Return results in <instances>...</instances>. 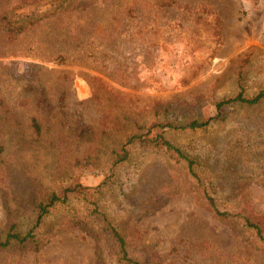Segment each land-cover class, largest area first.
Instances as JSON below:
<instances>
[{
    "label": "rangeland",
    "instance_id": "rangeland-1",
    "mask_svg": "<svg viewBox=\"0 0 264 264\" xmlns=\"http://www.w3.org/2000/svg\"><path fill=\"white\" fill-rule=\"evenodd\" d=\"M30 13L36 23L18 32L0 27V99L19 119L36 111L42 121L56 120L65 170L51 177L54 148L46 144L31 140L20 158L5 145L0 231L73 178L85 186L103 179L105 122L129 127L171 108L186 118L214 117L204 128L167 133L194 159L198 181L162 154L142 155L134 175L117 168L92 201L143 262L157 256V264H264V251L239 224L217 219L204 195L264 229V100L214 106L238 84L247 95L264 88V0H0V18ZM42 95L47 109L23 106ZM156 173L178 187L165 192ZM62 207L47 229L75 212L87 230L62 229L38 251L0 249V264H117L86 200Z\"/></svg>",
    "mask_w": 264,
    "mask_h": 264
},
{
    "label": "trees",
    "instance_id": "trees-1",
    "mask_svg": "<svg viewBox=\"0 0 264 264\" xmlns=\"http://www.w3.org/2000/svg\"><path fill=\"white\" fill-rule=\"evenodd\" d=\"M34 17V13L18 17L12 21H9L6 17H1L0 27L9 32H18L26 25L36 23V20H33ZM262 100H264V88H259L253 94L247 95L244 92V87L238 84L233 94L215 101L214 106L217 110H220L222 106L231 103L254 105ZM25 104H23L25 107L31 104L34 107L41 105L47 109L49 102L42 95L36 102L28 100L25 101ZM0 105V153L7 154L5 148V145H7V148L13 151L14 154L17 152V158H20L21 153L30 142L38 141L54 148V158L50 167L51 177L55 179L60 175L62 176L65 170V165L62 162L66 147L63 145L65 142L63 135H61L62 131L55 127L57 126L56 120L52 118L51 121L49 119L42 121L39 116L40 112L36 111L33 114L30 113L24 120L19 119L12 110L7 109L1 99ZM213 118L211 116L186 118L173 111V109L166 108L156 112L151 121H130L129 127L124 125L116 127L112 122H109L111 125L108 126L105 122L106 129L102 133L104 139L102 142L106 146L107 156L104 162L107 172L103 179L94 186H85L73 178L69 186H65L59 191L51 190L43 199L34 201L28 211L12 217L6 228L0 231V249L38 251L49 241V236L55 232L71 228V226L87 230V222L83 217L81 219L77 214L75 215V212L73 214L67 213L65 217L60 215L52 229L45 227L46 220L50 219V215L60 207L66 206L73 199H84L91 206L87 216L101 228L108 250L115 257L117 264L159 263L157 256L146 262H143L140 257L131 256L123 235L103 213L98 211V206L94 200L92 201V197L98 194L102 187L113 183L117 168L128 166L134 175L137 170L134 167H136L137 160L142 155L162 154L168 160L180 164L189 179L198 181V176L193 167L195 164L194 159L175 146L167 133L201 129L208 125ZM108 129L116 130L119 134L118 139L110 140L111 133L110 131L106 132ZM87 131L88 127L85 126L81 129L80 134L82 135ZM68 178L71 179L70 176ZM153 178L156 181L158 180L157 182L161 184L162 189H166L165 192L171 191L172 188L175 190L178 187V184L174 185L172 182L173 178H168L165 174L156 173ZM150 189L146 197H148ZM204 195L208 206L217 219L225 220L231 224H239L240 230L247 234L244 238L264 251V229L258 220L251 219L248 214L240 213V210L220 209L212 196L207 192ZM142 206H145L144 203Z\"/></svg>",
    "mask_w": 264,
    "mask_h": 264
}]
</instances>
